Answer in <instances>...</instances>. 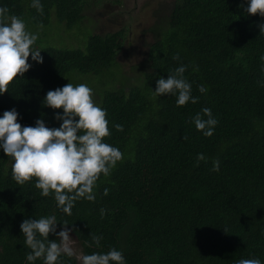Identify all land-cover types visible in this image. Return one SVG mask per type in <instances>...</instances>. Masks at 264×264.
<instances>
[{
    "label": "trees",
    "instance_id": "1",
    "mask_svg": "<svg viewBox=\"0 0 264 264\" xmlns=\"http://www.w3.org/2000/svg\"><path fill=\"white\" fill-rule=\"evenodd\" d=\"M87 1L41 0V13L31 0H0L10 16L39 34L36 46L44 56L41 64L30 55L33 66L0 95V115L15 107L23 125L43 118L49 127H59L55 112L63 109L43 104L48 90L88 84L107 109L111 135L104 140L119 147L123 158L109 175L100 174L95 200L77 199L68 215L54 194L41 195L38 178L18 184L12 158L0 149V264H44L42 257L27 260L32 250L20 225L47 215L57 217V231L63 221L69 223L83 255L116 248L126 264L264 261V33L259 28L264 17L247 13V0L161 4L147 56L138 66H124L117 60L123 31L91 32L88 40L78 35L76 45L48 39L54 17L59 26L78 28ZM181 64L187 65L184 76L197 103L178 106L177 96L154 92L157 80ZM201 84L206 92L199 91ZM204 107L218 120L212 136L193 121ZM199 153L207 159L198 162ZM94 235L102 237L103 251ZM48 239L60 241L55 234ZM59 264L82 262L62 254Z\"/></svg>",
    "mask_w": 264,
    "mask_h": 264
},
{
    "label": "clouds",
    "instance_id": "2",
    "mask_svg": "<svg viewBox=\"0 0 264 264\" xmlns=\"http://www.w3.org/2000/svg\"><path fill=\"white\" fill-rule=\"evenodd\" d=\"M31 6L43 13L41 0H31ZM245 10L264 17V0H247ZM8 13L7 6H0V95L9 90L10 82L18 74L23 76L33 66L29 62L30 55L32 62H44L43 49L36 47L39 34L28 30L22 18ZM259 28L260 33H264V23ZM174 59H180L179 54ZM186 69L187 65L181 64L167 78L161 76L156 82L155 94L177 96L178 106L189 101L197 103L199 97L192 95V84L184 76ZM261 84L264 86V82ZM199 91L203 93L207 89L201 84ZM43 104L52 109H63L55 112V119L61 122L59 127H49L43 118H38L34 126L23 125L18 119L21 113L13 107L0 115V149L12 158V176L18 184L38 178L36 187L41 189V195L54 194L58 207L71 215L77 199L95 200L94 187L100 174L109 175L123 158V153L119 147L104 140L111 135L107 109L95 101L94 89L88 84L74 86L69 82L50 89ZM193 121L205 136H212L218 124L209 107L196 113ZM114 127L124 130L121 124ZM206 159L203 153L197 156L198 162ZM213 171H220L219 160L213 162ZM107 192L105 189V194ZM58 222L55 215L27 218L21 222L26 237L24 243L32 250L27 255L28 261L42 257L44 264H59L62 254L77 255L70 246L72 229L68 227L69 223L63 221L64 226L57 231ZM50 234H55L60 241L48 239ZM101 239V236H93L99 245L97 250H102ZM77 259H82V264H126L123 251L116 248L106 253L77 255ZM237 264H264V261L240 259Z\"/></svg>",
    "mask_w": 264,
    "mask_h": 264
},
{
    "label": "rangeland",
    "instance_id": "3",
    "mask_svg": "<svg viewBox=\"0 0 264 264\" xmlns=\"http://www.w3.org/2000/svg\"><path fill=\"white\" fill-rule=\"evenodd\" d=\"M162 1V2H161ZM173 0H88L85 4L84 19L78 28L68 29L66 25L59 26L57 17L53 18L55 26H49L48 39L52 43L72 41L77 44L78 35L88 40L92 33H113L123 31L124 50L118 51L121 63L138 66L147 56L148 44L153 40L151 28L158 19L155 11L159 12L161 4L171 3ZM28 30L30 26L26 24ZM81 29L83 30L81 32ZM77 30L80 31L77 34ZM83 46V44H82ZM37 47V46H36ZM72 235V234H71ZM71 247L77 255L83 256L71 239ZM82 262V259H80Z\"/></svg>",
    "mask_w": 264,
    "mask_h": 264
},
{
    "label": "bare ground",
    "instance_id": "4",
    "mask_svg": "<svg viewBox=\"0 0 264 264\" xmlns=\"http://www.w3.org/2000/svg\"><path fill=\"white\" fill-rule=\"evenodd\" d=\"M162 2V1H161ZM176 3V2H175Z\"/></svg>",
    "mask_w": 264,
    "mask_h": 264
}]
</instances>
